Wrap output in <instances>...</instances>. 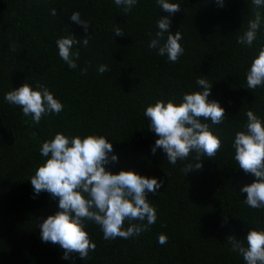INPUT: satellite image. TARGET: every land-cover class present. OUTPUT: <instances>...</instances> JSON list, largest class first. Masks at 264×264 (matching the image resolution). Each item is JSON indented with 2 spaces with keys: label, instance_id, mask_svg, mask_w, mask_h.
<instances>
[{
  "label": "trees",
  "instance_id": "16d2710c",
  "mask_svg": "<svg viewBox=\"0 0 264 264\" xmlns=\"http://www.w3.org/2000/svg\"><path fill=\"white\" fill-rule=\"evenodd\" d=\"M170 2L181 10L169 15L156 0H138L128 13L114 0H0V264H246L228 240L246 247L250 230H264V208L245 203L240 189L256 177L239 169L232 143L236 132L246 131L247 110L264 124V87H246V70L264 46V23L249 48L237 39L254 19L252 0H223V6L217 0ZM258 10L264 18V7ZM73 12L88 22L87 32L71 20ZM164 16L171 20L169 31L183 36L184 53L176 63L148 47ZM116 27L123 36L115 34ZM67 35L81 41L76 69L58 55L55 42ZM101 64L109 68L105 74L97 71ZM199 78L212 83L208 101L225 110L219 125L202 121L221 148L214 158H202L201 169L185 173L195 154L175 165L162 149L153 154L156 136L144 110L157 100L179 104L185 93L203 91ZM24 83L46 86L64 105L62 112L36 124L7 103L5 93ZM57 132L105 136L113 145L109 156L118 157L106 170L131 169L162 180L155 194H147L157 211L155 224L139 236L105 240L101 228L88 222L96 248L86 260L77 254L62 259L58 245L42 242L38 225L59 210L58 199L37 195L30 179L46 159L42 143ZM129 223L147 221L126 220L124 227ZM161 233L168 236L163 246L157 242Z\"/></svg>",
  "mask_w": 264,
  "mask_h": 264
},
{
  "label": "clouds",
  "instance_id": "9594fccd",
  "mask_svg": "<svg viewBox=\"0 0 264 264\" xmlns=\"http://www.w3.org/2000/svg\"><path fill=\"white\" fill-rule=\"evenodd\" d=\"M138 0H114L118 8L128 13ZM158 6L169 15L180 11L178 3L170 0H156ZM223 6V0H217ZM254 19L249 20L247 30L238 37L237 43L252 47L257 39V33L264 23L261 12L264 0H252ZM50 14L55 16L56 9ZM71 20L83 26L88 31V22L80 17L79 12H73ZM155 38L148 45L150 49H158V55L167 56L168 61L178 62L184 53L180 41L182 34L169 31L171 20L169 16L157 20ZM118 36L124 33L119 27L114 30ZM167 33L166 39L165 34ZM163 41V43H161ZM58 55L71 69L78 67L80 51L77 47L81 41L74 35H67L56 40ZM82 44H89L88 35ZM14 48V46H12ZM97 71L105 74L108 66L101 64ZM87 74V68L81 69V75ZM196 83L203 91L185 93L179 104L169 100H157L148 105L144 115L149 123L148 128L154 132L156 139L151 151L156 153L162 149L167 160L175 165L178 160H185L194 153L195 163H189L182 169L185 173L202 168L203 157L214 158L221 148V140L210 130V125L202 121H210L219 125L225 119V110L216 101H208L212 83L199 78ZM246 87L256 90L264 87V46L258 50L246 70ZM4 100L19 106L24 116H31L34 123L39 124L42 117L48 114H59L64 105L43 84H37L36 89L24 83L19 88L5 93ZM246 131L235 134L232 147L234 160L245 174L256 177L251 184L244 185L240 191L246 193L245 203L250 208H264V124L252 110L246 111ZM113 152L112 143L102 135L88 134L81 137L67 136L57 132L50 140H45L40 148V155L46 159L39 164L30 182L38 195L47 192L53 199H58L59 210L49 215L40 223V239L58 245L63 250L62 259H69L71 254H77L80 259H89V253L94 251L96 244L89 238L86 231L88 222L98 225L105 240L116 238L129 239L139 236L148 230V226L157 220L156 209L148 202L147 194H155L163 181L155 177L142 176L134 170H120L112 173L105 165L117 162L118 157ZM147 221V224L129 223L125 221ZM158 244L163 246L168 242L166 234H158ZM232 251L238 252L246 264H264V230L252 229L244 241L229 237Z\"/></svg>",
  "mask_w": 264,
  "mask_h": 264
}]
</instances>
